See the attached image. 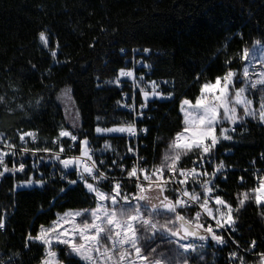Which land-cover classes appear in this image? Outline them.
<instances>
[{"label": "trees", "instance_id": "trees-1", "mask_svg": "<svg viewBox=\"0 0 264 264\" xmlns=\"http://www.w3.org/2000/svg\"><path fill=\"white\" fill-rule=\"evenodd\" d=\"M41 33L55 56L41 46ZM257 42L264 43V0H0V133L18 144L21 134L32 132L39 139L36 148L56 151L53 141L69 145L59 137L65 130L77 136V153L87 139L109 162H127L126 151L135 143L125 134L98 135L96 128L126 126L132 120L125 105L127 97L135 96L133 87L125 82L121 92L115 81L122 82L121 69L143 60L149 74L142 71L143 81H137V100L145 101L141 88L151 92L145 83L151 81L159 97L145 101L149 110L138 127H146L147 134L138 148L147 165H160L166 144L184 128L183 101L194 103L204 83H214L229 69L241 75L244 51ZM64 91L78 113L73 118L65 115ZM218 148L229 153L225 162L231 170L229 179L219 182L218 193L236 208L239 197L254 189L256 168L264 174V125L247 118L232 140ZM43 157L19 155L25 171L0 177V219L5 224L0 264H42L46 247L29 236L36 237L60 214L96 205L84 184L49 180L46 164L34 170L32 165ZM196 160L189 153L177 167L191 168ZM41 174L43 186L18 188ZM240 177L247 183H239ZM234 219L238 244L249 249L255 241L254 253H264V203L251 201ZM203 243L206 260L194 256L191 264H230L227 248L210 239ZM59 257L81 264L62 250Z\"/></svg>", "mask_w": 264, "mask_h": 264}, {"label": "snow or ice", "instance_id": "snow-or-ice-1", "mask_svg": "<svg viewBox=\"0 0 264 264\" xmlns=\"http://www.w3.org/2000/svg\"><path fill=\"white\" fill-rule=\"evenodd\" d=\"M41 39L47 45L44 33H41ZM52 55L55 56V52H52ZM247 56L248 52L245 50L243 58L247 59ZM261 59L264 61V52ZM236 76L237 73L229 69L223 77H217L214 83H204L201 86V95L196 99L195 105L191 100L183 101L181 110L184 111V106L189 108L188 111H184V128L170 142L160 166L148 169L134 165L127 172L129 178H134L133 182L137 189L131 196L122 191L120 182H116L110 192L100 189L98 185L108 181L109 178L100 171L92 159L93 154L87 139L80 142V157L62 159L59 153L64 152V147L61 144L59 153H54V159L60 162L63 170L73 167L79 170V179L83 181L87 191L94 194L96 206L92 209L68 212L58 216L51 227L45 229L42 226L36 237L29 236V240L40 241L48 248L47 257L52 259L45 258L42 264H56L57 253L52 250L54 243L65 246L69 259L77 258L83 264H137V261L139 264H149V255L142 254L141 242L155 241L158 238L166 239L169 244L175 245L173 251L181 258V264H187V253L197 251L196 245L192 242L193 238L202 242L201 248L204 247L203 242L209 239L217 245H226L224 235L217 234L216 229L226 232L235 231L236 221L233 212L238 213L245 206L248 193H244L243 199H238L236 208H233L221 196L214 195L216 185L213 181L217 173L222 172L224 165L222 162L215 164L213 171L209 173L205 163H213V149L221 140H232L230 133L235 132L236 126L242 125L246 118H258L264 125V71L253 70L250 76L249 67L245 66L242 69L240 81L244 86L240 88L235 87ZM119 77L133 78L134 83L136 82L133 70L121 69ZM139 80L143 81V77ZM115 83H120L119 78ZM145 83L150 84L151 87V92L141 88L145 101L149 95H159L155 81ZM258 86H260L261 99L259 109H256L252 106L253 101L247 97L246 92L249 88L257 89ZM230 90H232L231 96ZM2 100L3 97H0V101ZM125 106L128 107V105ZM145 106L146 104H141L140 108L143 109ZM131 109L135 110L134 97ZM240 110L243 115L239 114ZM225 124L229 127H225ZM217 128H220L219 136L216 134ZM143 131L146 132L147 129ZM96 132L127 133L135 136L137 130L134 124H127L112 128L97 127ZM25 136L31 137L33 141L36 140L34 133H23L19 137L22 145L26 143ZM59 137H69L73 142L77 140V136L65 130L60 131ZM0 145L4 146L0 147V177H4L5 173L13 175L17 172L23 173L26 165L22 159L18 167L14 160L11 168L8 167L5 159L9 156L13 158L17 156V146L6 142L2 133H0ZM5 148L8 150L5 151ZM40 151L50 152L51 150L48 148L33 150L22 146L20 155L23 157L30 153L35 157L36 152ZM189 153L196 154L199 163L193 161L192 168L177 167L181 157ZM32 167L36 168L35 163ZM165 173L168 175L165 176ZM42 176L43 174L41 179L35 181L28 179L19 187H31L34 184L43 186ZM89 178L95 183H89ZM189 182H191V191ZM69 183L76 184L77 181L72 180ZM197 186L201 191H196ZM252 191L256 194V204L264 203V179H260L258 186ZM168 192L173 193L174 197L170 198L165 194ZM193 207L196 208L194 216L186 217L181 214L182 211L190 212ZM77 217H82L79 223L76 222ZM202 217L205 220L211 218L215 221V229L211 223L207 226L201 223ZM4 227V220L0 219V229ZM158 247H160L159 244L151 248V253H155ZM252 247H255V241L252 242ZM260 255L264 258V253ZM230 256L236 258L238 254L233 252ZM151 264H161V261L154 259ZM168 264H176V262L169 260ZM240 264H243L242 259Z\"/></svg>", "mask_w": 264, "mask_h": 264}, {"label": "built area", "instance_id": "built-area-1", "mask_svg": "<svg viewBox=\"0 0 264 264\" xmlns=\"http://www.w3.org/2000/svg\"><path fill=\"white\" fill-rule=\"evenodd\" d=\"M125 70H133L134 71V78L136 81L134 83L133 78L121 77L122 82H120L118 84L119 90L121 92L124 91L125 82L131 83V85L133 87V92H134L135 96H132V98L127 97L126 105H128V107L125 106V109L132 116V120L127 121V124H134L137 132H136L135 136H130L127 133H125V135L127 136V139H129V141L135 143L136 147H133V148L128 147L126 154L124 156L125 159L127 160V162H122V163L109 162L105 157L98 154L93 148H90V147L89 148L91 149V153L93 154L92 159L96 162L97 167L100 169L101 172H104L109 178L108 181L100 183L98 186L106 188L110 192L111 189L113 188L114 184L116 182H120L122 185V191L128 193L129 196H131L133 193H135L137 191L135 183L133 182L134 178H129L127 176V172L131 170V167L135 165L138 168L151 169L153 167H158L160 165H156V166L147 165L145 163V159H143L140 156V154H139L140 152H139V148H138L140 146L139 142H140L141 138L147 134V131L146 132L143 131L144 129H147L146 127H138V121L143 120V118L147 114V112L149 110V104L145 101L139 102L137 100V97H136V92L138 90L137 81L139 80L140 77H143V74H144L143 72H145V74L148 75L149 70H148V68H147V66L143 60H135L133 62V65L125 68ZM133 97H134V103H135V110L131 109V105L133 104ZM141 104H146V106L143 109H141L140 108ZM235 133H237V127H236L235 132H231L230 134L233 136ZM35 136H36V134H35ZM62 139L67 140L69 142V145H63L62 142L60 143L58 141H57V143H54V144L59 146V147L62 144L64 147L63 153H59V149L56 151L51 150L50 152H36L35 156H44V157L41 158V161H39L36 164V168L34 170L38 171L42 167V164H46L48 166V172L46 175H47V178L49 180H56L62 184H65L66 186H74L76 184H84L83 181H81L79 179V175H78L79 170L78 169L73 167V168H70L67 170H63V166L60 164V162L54 159V153H59L62 159L68 158V157H80L81 156V145H80V148L78 150V153L76 152V150H77L76 144L78 143V140L73 142L70 140L69 137H62ZM24 141L26 143L23 145H22V142L20 140L18 141V144H15L17 146V156L15 158H13L11 156L6 157L5 159H6L7 164H12V166H13V161L15 160L16 166L18 167L19 162H20L19 161V155H20L21 147L26 146L29 149L34 150L38 146L39 139L36 136V140L33 141L31 137L25 136ZM230 141H224V142H230ZM6 142L10 143L9 141H6ZM221 142H223V140H221ZM11 144H13V143H11ZM218 146H219V143L213 149V163L212 164L205 163V168L209 173H211L213 171V167L215 164H219L222 162L224 165L222 172L217 173V176L213 181V183L216 185V190L214 192V195H219L218 192L220 189H219L218 184H219V182L227 181L229 179V173L231 171L230 168L227 167L226 162H225V157H227L229 155V153L226 151L219 150ZM0 147H4V146L0 145ZM129 149H132V151H129ZM7 150L8 149L5 148V151H7ZM29 154H25V155H29ZM101 161H103V164H101ZM196 163L198 164L199 161L196 160ZM252 166L257 167L255 165V163H252ZM254 173H255L254 174V188H256L259 184L260 179H264V174L260 168H256V171H254ZM167 175H168V173H165V176H167ZM141 179H142V176H141ZM72 180H76L77 183L76 184L69 183V181H72ZM88 182L89 183H95L90 178H89ZM144 183L147 184V182H144ZM239 183L246 184L247 181L244 178L240 177ZM189 190L191 191V182H189ZM196 191H201L198 186L196 188ZM245 193H251L252 194L254 192L251 190V191H248ZM166 194H169L170 196L174 197V194L171 192H168ZM195 210H196V208L193 207V209L190 212L185 211L186 217L194 216ZM235 214H236V212H233V217ZM201 223H204L205 226H207L208 223H211L213 228L215 229V221H213L211 218H207V220H205L202 217ZM1 230H4V228ZM216 231H217V234H223L224 239L227 241L226 245H219V246L227 248L229 250V254L233 253V252L238 254V256L236 258H233L230 256V260H229L230 264H240L241 259L243 260V264H262V263H260V260H264V258H262L260 254L254 253L256 246L252 247V244H251L249 249H244L238 244V242L235 238L236 227H235V231L226 232V231L221 230V229H216Z\"/></svg>", "mask_w": 264, "mask_h": 264}, {"label": "rangeland", "instance_id": "rangeland-1", "mask_svg": "<svg viewBox=\"0 0 264 264\" xmlns=\"http://www.w3.org/2000/svg\"><path fill=\"white\" fill-rule=\"evenodd\" d=\"M44 35H45V37L47 39V45H45L44 41H42L41 35L39 36V42H40L41 46L44 49L50 51V49H49L50 43H49L48 37H47L46 34H44ZM50 52L52 53L54 51H50ZM247 52H248L247 59H244L243 58L244 57V54H243V57H242V59L244 61L243 68L245 66H248L249 67L250 76L252 75L253 70H255L256 72L264 71V61H262V59H261L262 52H264V43L263 42H257V43H255L253 47L247 49ZM55 55H56V52H55ZM241 76H242V73H241V75H239L237 73V76L235 78V80L237 81L236 84H235V87L236 88H240V87H243L244 86L243 83L240 82L241 81ZM221 83L223 84V81ZM259 87L260 86H258L257 89H251V88H249L247 90V92H246L247 97L253 101V105L252 106L254 108H256V109H259L260 99H261ZM156 91L158 93V89L157 88H156ZM229 95L230 96L232 95V90H230ZM149 96L151 98H158L159 97V95H157V96H151V95H149ZM60 99L66 105V108H65V115H66V117L73 118L74 116L78 115V113L76 112V109H75V105L70 100V94H69L68 91H64L61 94ZM193 105H195V102L193 103ZM181 109H182V106H181ZM188 110H189L188 106H184V111H188ZM184 111L181 110V114L183 116V121L185 119V117H184ZM239 114L240 115H243L242 110H240ZM193 115H195V113H193ZM248 119H251V117H248ZM224 126L225 127H229L228 124H225ZM219 130H220V128H217L216 129V134L218 136H219V132H220ZM97 134L98 135H103V136H116V135H124L125 133H123V134H117V133H97ZM170 142H168V144H166V148H165V150L163 152V156H162V158L160 160V164H161V162L163 160V157H164V154H165L166 150H168V147H169ZM34 186H40V185H35L34 184L31 187H34ZM18 188H21V187H18ZM23 188H30V187H23ZM102 191L109 192V191H106V190H102ZM91 194H93V193H91ZM255 195H256L255 193H252V194L251 193H248V199L245 201V205L246 204H249L251 201L254 202V203H256L255 202ZM243 198H244V194L239 197V199H243ZM93 208H95V207H93ZM90 209H92V208H90ZM86 210H88V209H86ZM77 211H84V210H77ZM68 212H76V211H67L65 213H68ZM65 213L60 214L59 216H63ZM57 219H58V217H57ZM81 219H82V217H77L76 218V222L79 223ZM51 226H49V227H51ZM49 227H46L45 229H47ZM65 227H68V225H65ZM139 234L140 233L138 232V235ZM195 240H197L198 242L197 243H194L193 241H195ZM38 242H40V241H38ZM183 242L184 243H187L188 241H183ZM192 242L196 245L197 251L194 252V253L193 252H189V253L186 254V256H187V264H191V260H192V258L194 256L198 257L199 260H201V261L204 262L206 260L207 254H208L207 253L208 251L206 252V249H205L206 246H207V244L204 243V247L201 248V243H202L201 241H199L196 238H193L192 239ZM157 244H159L160 247L156 248V252L155 253H151V251H150L151 248L156 247ZM140 246L142 247V254L149 255V264H151V261L154 260V259H159L161 261V264H168V261L169 260H175L176 264H181V258L178 257L176 255V253L173 251V249L175 248V245L169 244L166 239H159L158 238L155 241L144 240V241L141 242V245ZM45 247H46V258H48V259L51 260L52 259L51 257H47L48 248H47L46 245H45ZM52 250L57 253V256L55 258L56 264H67L66 261H63L59 257L60 250L64 251V253L66 255L65 246H63V245H56L54 243L53 246H52ZM66 257L68 259V256L67 255H66ZM74 259H76L78 262H80L81 264H83V262L82 261H79L77 258H74ZM260 263L264 264V260H260ZM137 264H139V261H137Z\"/></svg>", "mask_w": 264, "mask_h": 264}]
</instances>
